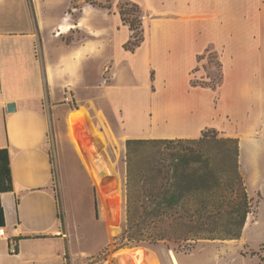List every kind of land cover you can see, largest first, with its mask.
Returning a JSON list of instances; mask_svg holds the SVG:
<instances>
[{
    "label": "crops",
    "instance_id": "crops-1",
    "mask_svg": "<svg viewBox=\"0 0 264 264\" xmlns=\"http://www.w3.org/2000/svg\"><path fill=\"white\" fill-rule=\"evenodd\" d=\"M89 1L21 2L28 11L19 20L22 30H17L14 19L15 5L19 2L0 0V150L7 151L12 180V191L0 193L5 222L0 236L6 242L5 248L0 250V264L68 263L67 255L72 249L74 235L73 217L68 208L64 209L63 203L61 214L55 182L57 175L64 196L63 180L67 184L69 182L59 124L63 112H70L66 108L71 103L78 107L85 105L94 113L105 110L106 104L109 105L112 121L118 127L117 134L127 135L128 140L198 139L206 129L215 130L221 138L237 139L239 172L247 195L251 200L257 196L260 200L264 199V66L261 64L262 68L258 70L262 73L261 79H251L252 74L233 71L227 80L222 73V81L215 90L200 87L201 91H197L199 89L194 86L187 88L189 73L197 65L196 62L179 91L183 93L182 97L167 96L163 105H151L134 113L133 108H126V102L119 104L111 98V93L119 90L117 82L122 80V75L114 61H104L114 35L121 30L115 29L117 16H112L111 29L106 38L107 21L103 9L93 7L88 4ZM124 1L136 4L144 17L142 5L148 4L157 12L144 42L163 46V42L171 45L179 38H188L190 33L197 34L202 23L208 22L206 13L221 8L223 4L220 2H255ZM149 2H157V6ZM165 15L167 17L163 18ZM113 28L114 32L111 31ZM78 35H82L81 39L77 38ZM127 39L128 33L121 51L126 56L134 55L138 48L131 53L123 48ZM204 50L196 54L195 61ZM96 61L103 62L97 81L91 76ZM154 62L152 47V56L148 59V91L151 98H158L167 91L156 88L158 75ZM106 66L116 72L112 77L117 81L116 86L107 83L104 77ZM150 71L154 72V78ZM163 82L164 88H167L165 77ZM203 90L217 94L207 104H196L189 94L201 95ZM215 96L218 103L212 107ZM10 103L16 108L13 113L7 112L6 106ZM72 115L70 113L66 121L67 137L104 200L106 187L102 186L97 176L98 168L103 166L101 156L95 147L91 154L86 147L88 135L83 127V115L79 113L78 119H72ZM93 117L100 120L96 115ZM79 123L83 130L78 137L76 125ZM146 124L149 128L144 129ZM2 160L0 158V170L4 171L5 162ZM76 202L80 203L79 200ZM114 204L110 203V206ZM78 213L79 210H76V222L80 220ZM13 240L16 254L9 252V244Z\"/></svg>",
    "mask_w": 264,
    "mask_h": 264
},
{
    "label": "rangeland",
    "instance_id": "rangeland-1",
    "mask_svg": "<svg viewBox=\"0 0 264 264\" xmlns=\"http://www.w3.org/2000/svg\"><path fill=\"white\" fill-rule=\"evenodd\" d=\"M10 1L19 2L15 5L14 26L17 30H22L20 26L23 25L19 20L28 11V8L24 7L21 2H42L43 0ZM57 1L59 0H53V2ZM77 1L83 2L84 0ZM90 1L111 5L109 11L102 10L107 21L106 38L111 29L109 26L112 16H117L118 24L115 29L121 30L114 35L110 47L105 52L104 61H114V64L121 70L122 80L117 82L116 79H112L115 71L108 69L107 66L104 77L107 83H111L110 85L116 86V82L119 85V90L113 91L111 98L119 104L126 102V108H133L134 113L151 105H163L167 96L182 97L183 93L179 91L183 89L188 73L196 62L197 65L189 73L188 89L190 86H194L199 89L197 91H201L202 85L216 83L222 73L227 80L230 79L233 71L252 74L251 79L262 78V73L258 70L262 68L261 64L264 66V0L220 2L223 4L222 9L218 7L213 12H207L205 19L208 22L202 23L201 30L196 29L199 31L197 34L190 33L188 38H179L171 45L165 42H163L164 46L153 44L151 41H148L147 44L144 42L135 51V54H130V56H126L121 51V45L127 37V33V41L131 36V33L127 31V26L122 25L119 21V5L124 0ZM149 3L154 7L157 6V2ZM141 8L145 14L142 26L144 37H146L154 23L152 18L157 12L148 4L142 5ZM166 17L165 15L163 18ZM212 18L216 20L211 21ZM115 29L113 28L111 31L114 32ZM81 37L82 35L77 36L79 39ZM152 47L155 56L153 66L158 75L156 88L160 91H167V94H161L158 98H151L148 91L150 83L148 59L152 56ZM203 50L204 53L198 56L195 61L196 54ZM101 64L103 62L96 61L91 72L95 81L99 79ZM150 75L154 78L153 71H150ZM164 77L167 80V88L163 86L165 84ZM150 90L153 88L150 87ZM203 91L201 95L200 93H190L191 100L196 104L204 105L211 101L214 94H217V92L208 90ZM217 98V96L214 97L212 107L218 103ZM66 109H70V112L67 114L63 112L62 122L59 124L60 136L63 147H65L62 153L65 157V170L68 173L69 182L67 184L63 180L64 196L57 175L55 184L58 190L61 214L63 207L64 209L68 208L73 217L74 235H72V249L67 255V264H264V260H260L258 256H250L251 252H257L264 259V250H261L264 249V199L260 200L258 196H253L252 214L248 216L249 220L239 240L202 241L190 251L180 249L176 252L168 251L162 244L156 248H116L114 237L121 232V226L125 221L124 178L127 135L119 136L117 134L118 127L112 121L110 106L107 104L105 110L95 113L89 111L85 105L78 107L72 103ZM70 113H73L77 119L80 117L79 113L83 115V127L85 130L87 129L88 135L86 147L90 154L91 148L95 147L101 156L103 166L98 168L97 176L102 182V186L106 187L104 200L67 137L66 121ZM95 115L100 120L94 118ZM146 116L148 119V115ZM83 127L80 123L76 125L78 137ZM143 128H149V124L144 125ZM78 200L79 204L76 202ZM94 201L98 206L97 217L94 213ZM110 203L115 204L111 207ZM103 205L107 212L106 215ZM76 210H79L80 220L77 219L78 222L75 217ZM254 222L257 223L254 224ZM5 245L4 238L0 236V250L4 249Z\"/></svg>",
    "mask_w": 264,
    "mask_h": 264
},
{
    "label": "trees",
    "instance_id": "trees-1",
    "mask_svg": "<svg viewBox=\"0 0 264 264\" xmlns=\"http://www.w3.org/2000/svg\"><path fill=\"white\" fill-rule=\"evenodd\" d=\"M88 4L111 9L109 3ZM118 15L131 33L123 48L134 52L144 42V16L129 1L119 5ZM221 81L222 74L216 83L201 87L215 90ZM125 151V221L114 237L116 248L162 244L168 251H190L202 241L241 238L252 200L239 172L237 139L221 138L206 129L198 139H129ZM0 158L5 162L0 193L11 192L6 150H0ZM94 210L97 217L96 201ZM4 227L0 205V229ZM250 256L264 260L257 252Z\"/></svg>",
    "mask_w": 264,
    "mask_h": 264
},
{
    "label": "built area",
    "instance_id": "built-area-1",
    "mask_svg": "<svg viewBox=\"0 0 264 264\" xmlns=\"http://www.w3.org/2000/svg\"><path fill=\"white\" fill-rule=\"evenodd\" d=\"M66 100H67V98H66ZM17 231V227H15L14 228V232H16ZM12 243H10L9 244V252H10V254H16V252H17V249H16V244H15V241L13 240V241H11Z\"/></svg>",
    "mask_w": 264,
    "mask_h": 264
},
{
    "label": "water",
    "instance_id": "water-1",
    "mask_svg": "<svg viewBox=\"0 0 264 264\" xmlns=\"http://www.w3.org/2000/svg\"><path fill=\"white\" fill-rule=\"evenodd\" d=\"M6 108H7L8 113H13L16 109L15 105L13 103L7 104ZM91 150H92V148H91ZM92 157H93V155H92Z\"/></svg>",
    "mask_w": 264,
    "mask_h": 264
},
{
    "label": "bare ground",
    "instance_id": "bare-ground-1",
    "mask_svg": "<svg viewBox=\"0 0 264 264\" xmlns=\"http://www.w3.org/2000/svg\"><path fill=\"white\" fill-rule=\"evenodd\" d=\"M71 117H72L73 119H77V117H76V116H73V115H72Z\"/></svg>",
    "mask_w": 264,
    "mask_h": 264
}]
</instances>
